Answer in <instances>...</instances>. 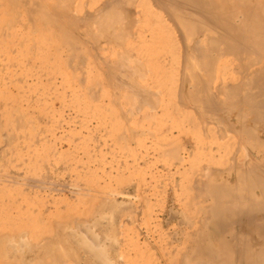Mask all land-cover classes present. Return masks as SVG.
Segmentation results:
<instances>
[{"label": "rangeland", "instance_id": "obj_1", "mask_svg": "<svg viewBox=\"0 0 264 264\" xmlns=\"http://www.w3.org/2000/svg\"><path fill=\"white\" fill-rule=\"evenodd\" d=\"M58 1L0 0V264H228L209 193L214 183L227 182L217 178L221 173L231 174L226 178L237 181L238 195L244 193L236 176L250 172V154L264 146L230 132L243 122L240 117L256 118L250 108L215 96L220 105L210 95L223 75L230 85L241 83L246 58L216 54L215 59L211 52L184 63L173 27L206 50V35L193 32L204 21L165 26L163 11L151 0H116L119 9L113 6L108 16L111 30L104 33L96 24L103 38L94 15L110 0ZM172 11L169 18L180 11L187 15ZM65 16L77 21L67 24ZM85 19L93 25L84 26ZM187 65L205 87L197 103L189 93L197 86ZM236 107L248 109L251 118ZM233 159L246 164L239 167ZM239 219L226 223L238 232ZM246 220L241 223L253 228L251 218Z\"/></svg>", "mask_w": 264, "mask_h": 264}, {"label": "bare ground", "instance_id": "obj_2", "mask_svg": "<svg viewBox=\"0 0 264 264\" xmlns=\"http://www.w3.org/2000/svg\"><path fill=\"white\" fill-rule=\"evenodd\" d=\"M58 1V0H57ZM60 1V0H59ZM58 1V2H59ZM114 1V2H113ZM118 1H121V0H118ZM123 1V0H122ZM130 1V0H129ZM133 1V0H132ZM152 1V4H155L156 3V6L158 9L162 10L163 13H164V25L167 26V22H171L170 25L173 27L177 24H179V22H187L188 24H192V22L194 21V19L198 18V20H203V22H199L198 25L194 28L193 32L195 35H197L198 37L202 38L203 35L205 34L206 37H205V44L208 45V48L205 50L204 48H200L198 47V39H194L191 38L189 40H187V38H181L180 34H181V31L180 29H177V31L175 30L176 28L173 27L174 31L176 33H178L179 37H178V40L179 41V44L182 43L181 46V49H178V53L179 54H182L184 60L186 61H183L184 63L186 62V64L191 60H195L196 58V55L195 54H200L201 56H204L205 54L208 55V54H212L211 52H213L215 55L212 54V56H216V54H227L228 55H232L233 56V59L234 60H237V61H242L243 59H245V61L247 60V65L244 64V68H243V65L242 63H235L237 65L242 66L240 67L241 69L243 68V70L240 72H244V75H243V80H241V83L238 85V84H235L236 86L234 85H230L228 82H227V79L226 78H223L220 77V84L218 85L217 88H215V93L213 94V92L211 91V86L212 83L209 85V89L210 91H208V89L206 88L205 90L209 92V94H213V95H210V96H213V98H211L213 101L215 99V103H220V99L219 101L216 102V98H214L215 96H228L229 98H232V99H236V101H238V103H236L235 105L238 106L239 108L240 105L243 106V107H248L250 108V112L252 114H255L256 115V118H252L250 120H247L246 118V115L245 117L242 116L240 117V115L238 114V116L240 117V120L241 118H243V122L239 123L240 125H237L234 127H232V129L230 130V132H232L231 134L235 136V138L237 137H242V138H246L249 142H250V145L251 146H255L256 148L257 147H261V146H264V130H263V126H264V0H151ZM71 2V1H70ZM69 2V4H70ZM136 2V1H135ZM154 2V3H153ZM64 5L67 3L63 2ZM62 3V5H63ZM116 0H110V2L108 3V5H106L107 7H103V11H102V6H101V9H99V14L98 15H94L96 18V23L94 22V25L91 24V23H88V21H91L90 20H86V23L84 25V23H81L83 24L84 26H88L89 24L93 25V26H96V33L101 31L102 32L105 30L109 31L111 30V27H113L108 19V16L110 15L111 11L115 12L114 10L119 9V6L117 7L116 6ZM59 6H60V3H58ZM75 4V3H74ZM86 4V3H85ZM115 4V5H114ZM118 4H121V2H119ZM123 4V2H122ZM120 5V9H121V6L123 7L124 5ZM63 5V6H64ZM65 5V6H66ZM101 5V4H99ZM105 5V4H104ZM103 5V6H104ZM73 6V5H72ZM115 7L116 6V9H112V7ZM154 7V5H151ZM155 6V7H156ZM67 7V6H66ZM65 7V8H66ZM100 7V6H99ZM128 7V6H127ZM62 8V7H60ZM65 8H63L62 10H64ZM68 8V7H67ZM124 8V7H123ZM130 8V7H129ZM167 8V9H166ZM127 9V8H126ZM131 9V8H130ZM153 9V8H152ZM186 10L187 11V15L183 14V12L180 11L176 13V15L174 16H170L169 18V13L168 12H171V14H175L174 11L172 10ZM52 10V9H51ZM60 11V9H58ZM66 10V9H65ZM98 10V9H97ZM102 12H101V11ZM167 10V11H165ZM170 10V11H169ZM73 11V10H72ZM56 12V10H55ZM64 12V11H62ZM66 12V11H65ZM64 12V13H65ZM98 12V11H97ZM96 12V13H97ZM54 13V12H53ZM71 13V12H70ZM73 13H75L73 11ZM93 13V12H92ZM121 13V11H120ZM134 13V12H133ZM150 13V12H149ZM167 13V15H166ZM84 14V13H83ZM87 14V13H86ZM89 14V13H88ZM118 14V13H117ZM136 14V13H135ZM138 14V13H137ZM49 15V14H48ZM56 16L60 17L59 15H57V13L55 14ZM66 15H69L66 13ZM71 15V14H70ZM128 15V14H127ZM144 15V14H143ZM166 15V16H165ZM52 16V15H50ZM73 16V15H72ZM75 16V15H74ZM84 17L85 14L83 15ZM92 15H90L91 17ZM126 16V15H125ZM148 18L151 17V14L148 15ZM64 17V16H62ZM79 17V16H78ZM88 17V16H87ZM114 17V16H113ZM120 16H118L119 18ZM136 17V16H135ZM146 17V16H145ZM168 17V18H167ZM83 18V17H81ZM93 18V17H91ZM137 18V17H136ZM140 18V17H139ZM13 19V18H12ZM114 19V18H113ZM144 19V18H143ZM61 20V18H60ZM64 20H67V24H73V19L72 17L70 16H65ZM115 20V19H114ZM122 20V19H121ZM125 20V19H124ZM77 21V20H75ZM74 21V22H75ZM93 21V20H92ZM91 21V22H92ZM133 21V20H132ZM134 21L136 22L137 20L134 19ZM60 22H63V20H61ZM139 22V21H138ZM143 22V21H142ZM88 23V24H87ZM65 24V23H64ZM87 24V25H86ZM96 24H99V26H101L100 30L98 31L97 28V25ZM113 24V23H112ZM186 24V23H185ZM187 24V25H188ZM134 25H136L134 23ZM162 25V26H164ZM186 25V26H187ZM79 26V25H78ZM80 27V26H79ZM115 27V25H114ZM122 27V26H121ZM135 27V26H134ZM60 28V27H59ZM87 28V27H86ZM93 28V27H92ZM105 28V29H104ZM178 28V27H177ZM91 29V28H90ZM104 29V30H103ZM113 29V28H112ZM123 29V27H122ZM76 30V29H75ZM93 30V29H92ZM156 30V29H155ZM104 31V33H106ZM90 32V30H89ZM92 32V31H91ZM97 33V35L101 34L100 38H103L102 36L103 33ZM111 32V31H110ZM129 33V36H133L132 32L128 30ZM212 32H216L218 34V37H212L210 34ZM113 33L115 32H112V35L113 36ZM119 33V32H118ZM130 33H132L130 35ZM204 33V34H203ZM210 33V34H209ZM94 34V33H92ZM117 34V33H115ZM159 34V33H158ZM203 34V35H202ZM91 35V34H89ZM121 38L124 36H122L121 34V31H120V34ZM93 40H94V37L93 36H96V35H91ZM90 36V37H91ZM115 36V35H114ZM113 36V40H114V37ZM119 36V37H120ZM202 36V37H201ZM99 37V36H98ZM97 37V38H98ZM118 37L119 41H122L120 40V38ZM134 37V36H133ZM161 37V36H160ZM164 37V36H163ZM162 37V38H163ZM111 38V37H110ZM116 38H117V35H116ZM99 39V38H98ZM97 39V40H98ZM124 40V38H122ZM132 39V37H131ZM110 40V39H109ZM104 41V40H103ZM115 41H118L117 39ZM114 41V42H115ZM97 42V41H96ZM106 42V41H105ZM124 42V41H122ZM108 43V42H107ZM160 43V41H159ZM107 45V44H106ZM155 47V46H154ZM200 55H197V56H200ZM195 56V58H194ZM200 56V58H201ZM245 57V58H238V57ZM237 57V59H235ZM121 58V57H120ZM182 58V59H183ZM199 58V59H200ZM210 58V57H208ZM212 58V57H211ZM216 59V57H214ZM122 59V58H121ZM123 60V59H122ZM212 60L213 58L210 60H208L207 62L210 61V63H212ZM137 62V60H135ZM215 61V60H214ZM116 62V61H115ZM124 62V60H123ZM122 62V63H123ZM135 62V63H136ZM206 62V63H207ZM233 62V61H232ZM244 62V61H243ZM120 63V61H119ZM127 63V62H125ZM190 63H193V62H189V65ZM196 63V62H195ZM194 63V64H195ZM210 63H207L210 65ZM234 63V62H233ZM124 64V63H123ZM122 64V66H123ZM194 64H191V65H194ZM206 64V65H207ZM214 64V62H213ZM114 65H117V64H114ZM198 65V64H197ZM200 65V64H199ZM208 66V69H211L209 68L210 66ZM121 66V68H122ZM185 66V64L183 65ZM206 66V67H207ZM212 66V65H211ZM188 67V65H187ZM191 68V71L193 73V78H194V82L197 86V89L193 90V88L191 86L187 87V88H192L193 91H189L191 97L193 98V100L197 103L198 101V97H199V94L200 92L203 91V89L205 88L203 85V88L200 87L201 85V82L199 78H197V75L195 73V71L193 72L192 70V66H189ZM188 67V68H189ZM195 67V66H194ZM197 67V66H196ZM200 67V66H198ZM237 67V66H236ZM110 68H112V66H110ZM124 68V67H123ZM130 68V67H128ZM201 68V67H200ZM116 69V68H115ZM126 69V68H125ZM134 69V68H133ZM132 69V70H133ZM196 69V68H195ZM202 69V68H201ZM213 69V68H212ZM211 69V70H212ZM120 70V69H119ZM122 70V69H121ZM137 70V69H136ZM145 70V69H144ZM207 70V68H206ZM236 70L238 71V67L236 68ZM236 70H231L229 71L228 75L232 76L235 74ZM110 71V69H109ZM113 71V70H112ZM156 71V70H155ZM130 72V70H129ZM135 72V70H134ZM184 72V71H183ZM200 72V71H199ZM202 74H203V69L201 70ZM207 72V71H206ZM213 72V71H212ZM115 73V71H114ZM127 73V72H126ZM132 73V72H131ZM109 74V73H108ZM182 74V73H181ZM180 74V75H181ZM239 74V73H238ZM140 76L142 74H139ZM200 75V74H199ZM183 76V75H182ZM204 76V74H203ZM202 76V77H203ZM206 76V75H205ZM204 76V77H205ZM229 76V79H231L232 77ZM142 77V76H141ZM140 77V78H141ZM145 77V76H144ZM192 77V76H191ZM201 77V76H200ZM208 79V76L206 77ZM205 78V80H207ZM214 76L211 78L213 79ZM138 79V78H136ZM183 79V78H182ZM242 79V78H241ZM113 80V78H112ZM144 80V78H143ZM230 81V80H229ZM240 81V80H239ZM238 81V82H239ZM181 82V81H179ZM193 82V84H194ZM118 83V82H117ZM183 83V81H182ZM140 84V83H139ZM138 84V85H139ZM187 84V83H185ZM126 85V84H125ZM238 85V86H237ZM142 86V85H141ZM139 87V86H138ZM125 88V86H124ZM133 88V87H132ZM137 88V87H136ZM145 88V87H144ZM202 88V91L200 90ZM127 89H129L127 87ZM131 89V88H130ZM139 89V88H138ZM147 89V88H146ZM179 89V87H178ZM181 89V88H180ZM132 90V89H131ZM148 90V89H147ZM182 90V89H181ZM204 90V91H205ZM145 91V90H144ZM188 90H184V92H186ZM134 92H137V91H134ZM160 91H158L159 93ZM142 93V92H141ZM178 93V92H177ZM183 94V93H182ZM240 94V96H238ZM189 95V94H188ZM149 97V94L147 95ZM139 97H141L139 95ZM177 97H180L179 95H177ZM208 97V95H207ZM200 98V97H199ZM209 98V97H208ZM207 98V99H208ZM218 98V97H217ZM206 99V100H207ZM211 99L209 98L207 101L210 100L211 102ZM205 100V101H206ZM227 100V99H225ZM229 100V99H228ZM145 101V99H144ZM159 101V100H158ZM212 101V102H213ZM146 102V101H145ZM182 102V101H181ZM209 102V104H210ZM229 102V105L233 102L231 101H228ZM227 102V103H228ZM178 103V102H177ZM185 103V102H184ZM225 103V101L223 102ZM222 103V104H223ZM234 103H235V100H234ZM153 104V103H152ZM159 104V102H158ZM205 104V103H204ZM209 104L206 103V105H208V109H209ZM140 105V104H139ZM145 105V104H144ZM148 105V104H147ZM182 105V104H180ZM179 105V106H180ZM186 105V104H185ZM214 105V104H213ZM221 105V103H220ZM225 105V104H224ZM222 105V106H224ZM232 105H234L232 103ZM231 105V106H232ZM234 105V107H235ZM155 106V105H154ZM158 106V105H157ZM217 106V105H216ZM215 106V107H216ZM184 107V105H183ZM189 107V106H188ZM233 107V106H232ZM139 108V107H138ZM153 108V106H152ZM185 108V107H184ZM187 108V107H186ZM197 108V107H195ZM217 108V107H216ZM189 109V108H188ZM226 109V108H225ZM224 109V110H225ZM233 110V108H231ZM231 109H228V110H231ZM237 109V110H236ZM245 109V108H244ZM151 110H154L151 109ZM219 110V109H218ZM217 110V111H218ZM223 110V109H222ZM227 110V109H226ZM225 110V111H226ZM227 110V113L231 111H228ZM239 109L236 107L234 111L236 112H239L238 111ZM248 110V109H247ZM246 110V111H247ZM249 110L247 111L248 113V118L252 115L249 114ZM137 111V110H136ZM156 111V110H155ZM193 111V110H192ZM209 111V110H208ZM211 111V110H210ZM246 111H241L239 112L240 114L246 112ZM195 113H197L198 115V112L195 111ZM212 113V112H211ZM217 114H214L218 116V112H216ZM229 113V114H230ZM245 113V114H247ZM213 114V113H212ZM234 114V113H232ZM195 115V114H194ZM221 115V114H220ZM228 115V114H227ZM231 116V114L229 115ZM197 117V116H196ZM199 117V116H198ZM203 117V116H201ZM206 117V116H204ZM219 117V116H218ZM224 117V116H223ZM227 117V116H226ZM232 117V116H231ZM156 118V117H155ZM251 118V117H250ZM230 119V118H229ZM233 119V118H231ZM230 119V120H231ZM157 120V119H156ZM161 120V119H160ZM202 120V119H201ZM165 121V120H164ZM214 121V120H213ZM218 121V120H217ZM222 121V120H221ZM239 121V119H238ZM206 122V121H205ZM232 122V121H231ZM144 123V122H143ZM159 123V122H158ZM165 123V122H164ZM211 123V122H210ZM230 123V122H229ZM232 123H235L234 121ZM201 124V122H200ZM205 123L202 124V127L203 129L205 128L204 126H207V125H204ZM208 124V123H207ZM214 124V123H213ZM226 124V123H225ZM237 124V122H236ZM204 125V126H203ZM221 125V124H220ZM222 126V125H221ZM161 127V126H160ZM158 129V128H157ZM168 129V128H167ZM175 129V128H174ZM202 129V130H203ZM166 130V129H165ZM225 130V129H224ZM229 130V129H228ZM217 131V130H216ZM167 132V131H166ZM219 132H220V129H219ZM223 132V131H222ZM225 132H228L227 130ZM183 133V132H181ZM224 133V132H223ZM160 134V133H159ZM169 134L172 138H176L174 137V133H172L171 131H169ZM180 134V133H179ZM217 134V132H216ZM227 134V133H226ZM164 135V134H163ZM177 135V134H176ZM204 135H205V129H204ZM220 135V133H219ZM229 135V133H228ZM227 135V136H228ZM166 136H168L166 134ZM165 136V137H166ZM226 136V135H224ZM237 136V137H236ZM180 137V136H178ZM183 137V135H181V138ZM219 137V136H218ZM177 139V138H176ZM189 139V137L187 138V140ZM204 139V138H203ZM183 140V139H182ZM186 140V139H185ZM220 140V139H219ZM218 140V141H219ZM236 140H239V139H236ZM181 141V140H180ZM221 141V140H220ZM241 141V140H240ZM171 142V141H170ZM237 142V141H236ZM238 143V142H237ZM188 144V143H187ZM192 144V143H191ZM179 145V144H178ZM242 145V143L240 144ZM258 145V146H257ZM237 147V146H236ZM243 147V145H242ZM247 148V147H246ZM254 148V147H253ZM263 148V147H262ZM210 151H212L211 149L212 148H209ZM244 149V147H243ZM216 150V149H215ZM238 150V149H237ZM245 150V149H244ZM182 151H185V150H182ZM250 151V150H249ZM248 151V154H250V152ZM237 152V151H236ZM235 152V153H236ZM247 152V151H246ZM183 153V152H182ZM234 153V152H233ZM241 153V152H240ZM244 152H242L243 154ZM185 154V153H184ZM247 154V153H246ZM187 155V154H186ZM234 155V154H233ZM241 155V154H240ZM244 155V154H243ZM242 156V155H241ZM232 157V156H231ZM240 157V156H238ZM244 157V156H242ZM246 157H249L248 155ZM245 158V157H244ZM232 159V158H231ZM249 160H251L252 162V165L251 167H249V171L248 172V169H245L247 170V173L242 172L241 175H238L236 176L237 180H239V183H241L243 185V188L245 189L242 193V194H239L237 193V191L239 190H236V187L238 189V186H237V181H234V180H229L227 179V175H230L231 174H220L218 173L219 176H217V178H220V179H224L226 180L227 182L224 183H220V184H215L214 182V185L213 187L211 188L210 190V193H209V199L212 201V205L210 206L209 208V212L212 213L216 218L217 220L214 221L213 225L218 228L221 233V238H222V242H223V248H224V253L223 257H225V259L228 261V264H264V231H261L262 229H264V150H259L257 151V153H251L250 154V157L248 158ZM230 160V159H229ZM235 161V159H233ZM243 160V159H241ZM246 161V159H244ZM181 161H183V158L181 157ZM248 161V160H247ZM190 162V161H189ZM231 162V160H230ZM233 163V162H232ZM240 163H244V161H238L236 159L235 161V164L237 166L240 165ZM248 163V162H247ZM234 164V163H233ZM234 164V165H235ZM246 164V162L244 163ZM170 165V164H169ZM232 165V164H231ZM208 166V165H207ZM243 166V164H242ZM229 167V166H228ZM240 167V166H239ZM235 169V168H234ZM237 169V168H236ZM207 170V169H206ZM214 170V169H213ZM207 172V171H206ZM179 173V172H178ZM204 174V173H203ZM240 174V173H238ZM205 176L202 175L201 177V181L202 178H204ZM215 178V177H214ZM235 178V177H234ZM192 179V178H191ZM205 182H206V179H205ZM240 184V185H241ZM203 185V184H202ZM241 185V186H242ZM205 189V188H204ZM235 190H236V194H235ZM246 192V193H245ZM241 193V192H240ZM248 194V195H247ZM251 194V195H250ZM241 195H246L245 197H241ZM239 196V197H238ZM127 197V196H126ZM102 201V200H100ZM99 201V202H100ZM105 202V200H104ZM99 205V203H98ZM119 205V204H118ZM237 216V218L239 219L240 217L238 216H241V220L239 219V223L237 222L235 225H238L243 228L241 229V231H238L236 232L234 230V227L232 224H227L226 221H228L230 218L232 220H235V217ZM102 217V216H101ZM234 217V218H233ZM245 218L247 219L246 221L248 222V218H251L252 222H253V228H246L245 225H243L241 222L245 220ZM244 219V220H243ZM231 220V221H232ZM122 222V221H121ZM245 222V221H244ZM250 221V223H252ZM53 225V224H52ZM130 226V225H129ZM209 226V225H208ZM212 227V226H211ZM236 227V226H235ZM215 228V229H216ZM115 229V228H114ZM189 229V228H188ZM56 230V229H55ZM211 230V229H210ZM113 233V232H112ZM120 234V233H119ZM123 234V233H122ZM65 236V235H64ZM176 237V236H175ZM107 238V236H106ZM243 238H246L245 241H243L242 239ZM9 239V238H8ZM7 239V241H8ZM11 239V238H10ZM121 239V238H120ZM177 240V239H176ZM212 240V239H211ZM242 240V241H241ZM12 241V239H11ZM28 241V239H27ZM43 241V240H42ZM42 241H40L42 243ZM88 241V240H87ZM86 241V244H88ZM89 242V241H88ZM214 242V241H213ZM7 243V242H6ZM67 244V243H66ZM7 245V244H6ZM36 245V244H34ZM41 245V244H40ZM89 245V244H88ZM25 246V245H24ZM68 246V245H67ZM86 246V245H85ZM85 251H88V248L87 246L85 247ZM217 246V245H216ZM215 247V246H214ZM213 247V248H214ZM20 248V247H19ZM59 248V249H58ZM56 247L57 250H60V247ZM67 248V247H66ZM97 248V247H96ZM100 248V247H99ZM212 248V249H213ZM91 249V248H90ZM89 249V250H90ZM93 250V249H92ZM103 250H104V247H103ZM102 250V251H103ZM211 250V249H210ZM16 251V250H15ZM97 251V249H96ZM95 251V252H96ZM214 254V258H216L218 256V250H216V247H215V250L213 249ZM211 251V252H213ZM61 251H59L60 253ZM63 252V250H62ZM72 252V251H70ZM94 250H93V253H95ZM209 250L206 251V249L202 250V253L203 254H209L208 253ZM54 253V252H53ZM92 253V252H91ZM90 253V255H92ZM98 253V252H97ZM102 253V252H101ZM100 253V255H101ZM104 253V252H103ZM63 254V253H62ZM74 254V253H73ZM96 254V253H95ZM127 254V253H126ZM163 254V253H162ZM14 255V254H13ZM59 255V254H58ZM66 255V253H65ZM49 256H51V254H49ZM61 256V255H60ZM97 256V255H96ZM103 256V255H102ZM13 257V256H12ZM52 257H55V256H52ZM71 257V256H70ZM76 257V256H75ZM74 257V259H75ZM94 257V256H93ZM100 257V256H98ZM121 257V256H120ZM90 258V257H89ZM88 258V259H89ZM97 258V257H96ZM165 258V257H164ZM18 259V258H17ZM62 259V258H61ZM78 259V258H77ZM95 259V258H94ZM98 259V258H97ZM101 259V257L99 258ZM98 259V260H99ZM103 259V258H102ZM106 259V258H104ZM97 260V261H98ZM120 260V259H119ZM27 264H29L27 262V260H25ZM76 261V259H75ZM74 261V262H75ZM79 261V260H78ZM95 261V260H94ZM96 261V262H97ZM100 261V260H99ZM117 261V260H116ZM122 261V260H121ZM127 261V260H126ZM32 262V261H31ZM58 262V261H57ZM103 262H105L103 260ZM103 262H100L98 264H102ZM107 262V261H106ZM105 262V263H106ZM110 262V261H109ZM161 262V261H160ZM23 262V264H26ZM60 263V262H59ZM59 263H56V264H59ZM63 263V261H62ZM65 263H66V259H65ZM73 263V262H72ZM76 263V262H75ZM114 263V262H113ZM120 263V262H119ZM36 264V263H35ZM42 264V263H41ZM95 264V263H94ZM110 264V263H109ZM112 264V263H111Z\"/></svg>", "mask_w": 264, "mask_h": 264}]
</instances>
